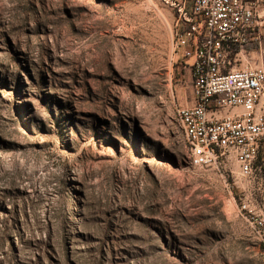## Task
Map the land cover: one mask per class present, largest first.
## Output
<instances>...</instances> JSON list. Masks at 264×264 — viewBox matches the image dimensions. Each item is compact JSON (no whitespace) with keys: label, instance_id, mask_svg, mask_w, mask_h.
<instances>
[{"label":"rangeland","instance_id":"374dc122","mask_svg":"<svg viewBox=\"0 0 264 264\" xmlns=\"http://www.w3.org/2000/svg\"><path fill=\"white\" fill-rule=\"evenodd\" d=\"M183 4L0 0V264H264V144L191 167Z\"/></svg>","mask_w":264,"mask_h":264},{"label":"built area","instance_id":"2783aa9c","mask_svg":"<svg viewBox=\"0 0 264 264\" xmlns=\"http://www.w3.org/2000/svg\"><path fill=\"white\" fill-rule=\"evenodd\" d=\"M183 3L173 46L180 58L192 59L194 104L179 110L197 151V166L191 167L233 157L240 174L251 176L264 144V65L250 62L247 49L256 45L264 55V0ZM219 15H227V22H219Z\"/></svg>","mask_w":264,"mask_h":264},{"label":"crops","instance_id":"0c3cea01","mask_svg":"<svg viewBox=\"0 0 264 264\" xmlns=\"http://www.w3.org/2000/svg\"><path fill=\"white\" fill-rule=\"evenodd\" d=\"M264 29V26L262 28V30ZM262 48L264 50V33L262 31ZM247 53H248V60L250 62H252L253 64H258V65H264V55L263 57L260 56V51L258 46L256 45H252L249 46L247 49Z\"/></svg>","mask_w":264,"mask_h":264},{"label":"bare ground","instance_id":"6f19581e","mask_svg":"<svg viewBox=\"0 0 264 264\" xmlns=\"http://www.w3.org/2000/svg\"><path fill=\"white\" fill-rule=\"evenodd\" d=\"M219 22H227V15H219ZM178 119L179 122L181 124V127L184 131L185 137L187 139L188 145H189V150L191 152V154L197 158V151H196V147L194 146V144L192 142H190L189 138H188V133L186 128L184 127V124H182V113L178 114Z\"/></svg>","mask_w":264,"mask_h":264},{"label":"trees","instance_id":"16d2710c","mask_svg":"<svg viewBox=\"0 0 264 264\" xmlns=\"http://www.w3.org/2000/svg\"><path fill=\"white\" fill-rule=\"evenodd\" d=\"M260 158H261V156H260Z\"/></svg>","mask_w":264,"mask_h":264}]
</instances>
